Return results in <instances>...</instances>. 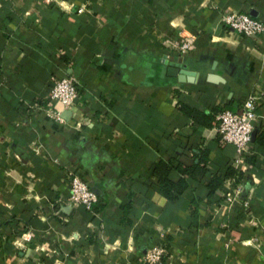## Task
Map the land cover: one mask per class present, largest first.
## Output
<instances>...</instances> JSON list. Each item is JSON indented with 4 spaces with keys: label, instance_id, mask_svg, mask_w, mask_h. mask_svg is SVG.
<instances>
[{
    "label": "crops",
    "instance_id": "0c3cea01",
    "mask_svg": "<svg viewBox=\"0 0 264 264\" xmlns=\"http://www.w3.org/2000/svg\"><path fill=\"white\" fill-rule=\"evenodd\" d=\"M229 10L264 18V0H0V264H153L145 253L165 237L154 264H264V39L226 27ZM187 35L180 54L171 43ZM183 63L191 80L167 73ZM66 74L79 84L63 106L47 92ZM248 92L254 159L237 164L216 125L193 124L177 101L212 110ZM190 145L208 148L209 173L234 162L245 181L208 197L209 173L187 176L167 198L154 163H191ZM67 165L95 192L93 209L68 199Z\"/></svg>",
    "mask_w": 264,
    "mask_h": 264
},
{
    "label": "built area",
    "instance_id": "2783aa9c",
    "mask_svg": "<svg viewBox=\"0 0 264 264\" xmlns=\"http://www.w3.org/2000/svg\"><path fill=\"white\" fill-rule=\"evenodd\" d=\"M223 24L230 30L247 36L262 35L264 39V18L252 16L247 11L229 10L222 15ZM193 35H187L179 42L171 43L173 48L180 53H187L193 47ZM78 80L72 75H61L54 77L48 89L47 96L57 101L63 106L72 104L77 97ZM258 96L256 93L248 92L242 103L237 109L224 106L216 113V130L219 137L226 142H231L235 147L234 161L238 164L244 153L247 151L251 140L252 131L257 117L256 105ZM44 113L50 118L61 121L60 112L50 106L43 109ZM67 175L68 192L67 197L70 201L82 205L89 209L92 203L97 199L95 192L90 188L87 182L76 173L71 165L65 169ZM227 196V201L232 203L236 194ZM249 206V200L243 201ZM252 218V217H251ZM228 240L224 246L228 245ZM168 250L163 242L151 246L145 253V260L148 263H156L161 260Z\"/></svg>",
    "mask_w": 264,
    "mask_h": 264
},
{
    "label": "trees",
    "instance_id": "16d2710c",
    "mask_svg": "<svg viewBox=\"0 0 264 264\" xmlns=\"http://www.w3.org/2000/svg\"><path fill=\"white\" fill-rule=\"evenodd\" d=\"M226 106L232 109H237L239 107V105L233 104H227ZM177 107L181 112L191 117L193 124H201L207 127L216 125V113L222 108L214 106L212 110H203L196 106L189 105L181 100L177 101ZM255 141L264 145V129L260 130ZM252 143L253 141L251 140L250 144ZM189 148L192 151L193 157L191 163H183L181 160H177L175 158L159 159L154 163L153 172L157 176L159 189L169 199L175 198L178 193L183 192L189 186L187 176L203 178L207 175V173H209L208 148L203 145H190ZM243 158L250 162L254 159L253 156L251 157L250 155H245V153ZM173 167L180 172V176L177 179H172L169 176V172ZM245 176L246 175H244L243 170L236 167L234 162L228 163L223 171H210L208 178L205 181V186L207 188L206 195L208 197L213 195L226 179L235 185L240 181H245ZM191 200L192 205H195L197 202L196 198H192ZM94 203L90 206L91 209L94 208ZM82 208L87 210L83 206ZM161 242L164 243L166 248L169 245V241H167L166 237L163 238ZM165 255L167 254H164L161 260Z\"/></svg>",
    "mask_w": 264,
    "mask_h": 264
},
{
    "label": "water",
    "instance_id": "95a60500",
    "mask_svg": "<svg viewBox=\"0 0 264 264\" xmlns=\"http://www.w3.org/2000/svg\"><path fill=\"white\" fill-rule=\"evenodd\" d=\"M164 62H167V58H164ZM167 73L169 75H176L180 81L191 80V77L195 75V71L187 68L186 64H171L167 67ZM255 129L252 131V138L254 136Z\"/></svg>",
    "mask_w": 264,
    "mask_h": 264
}]
</instances>
